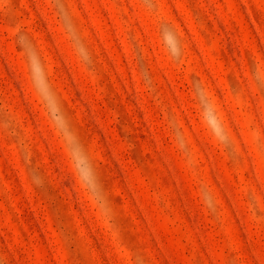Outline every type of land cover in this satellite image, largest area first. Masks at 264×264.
Returning <instances> with one entry per match:
<instances>
[{
    "label": "rangeland",
    "instance_id": "374dc122",
    "mask_svg": "<svg viewBox=\"0 0 264 264\" xmlns=\"http://www.w3.org/2000/svg\"><path fill=\"white\" fill-rule=\"evenodd\" d=\"M0 264H264V0H0Z\"/></svg>",
    "mask_w": 264,
    "mask_h": 264
},
{
    "label": "clouds",
    "instance_id": "9594fccd",
    "mask_svg": "<svg viewBox=\"0 0 264 264\" xmlns=\"http://www.w3.org/2000/svg\"><path fill=\"white\" fill-rule=\"evenodd\" d=\"M29 60L31 62V57H29ZM40 71H42V70H40V69H34V75L38 74ZM77 153L79 155V150H77Z\"/></svg>",
    "mask_w": 264,
    "mask_h": 264
}]
</instances>
